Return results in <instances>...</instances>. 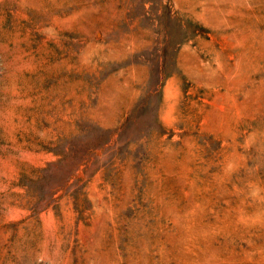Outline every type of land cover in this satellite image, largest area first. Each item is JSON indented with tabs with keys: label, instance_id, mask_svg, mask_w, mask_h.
I'll list each match as a JSON object with an SVG mask.
<instances>
[{
	"label": "rangeland",
	"instance_id": "1",
	"mask_svg": "<svg viewBox=\"0 0 264 264\" xmlns=\"http://www.w3.org/2000/svg\"><path fill=\"white\" fill-rule=\"evenodd\" d=\"M0 215V264H264V0H0Z\"/></svg>",
	"mask_w": 264,
	"mask_h": 264
},
{
	"label": "bare ground",
	"instance_id": "2",
	"mask_svg": "<svg viewBox=\"0 0 264 264\" xmlns=\"http://www.w3.org/2000/svg\"><path fill=\"white\" fill-rule=\"evenodd\" d=\"M249 34V33H248ZM246 35V34H245ZM251 37V36H250ZM112 92V91H111ZM1 216V215H0ZM3 225V224H2ZM101 241V240H100ZM101 244V243H100Z\"/></svg>",
	"mask_w": 264,
	"mask_h": 264
}]
</instances>
